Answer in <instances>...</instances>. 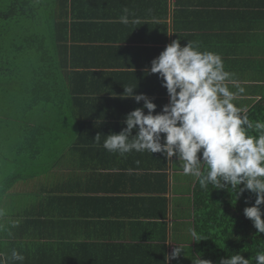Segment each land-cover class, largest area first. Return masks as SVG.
Masks as SVG:
<instances>
[{"label":"crops","instance_id":"crops-1","mask_svg":"<svg viewBox=\"0 0 264 264\" xmlns=\"http://www.w3.org/2000/svg\"><path fill=\"white\" fill-rule=\"evenodd\" d=\"M249 1L241 9L237 0H50L58 13L64 10L65 43L47 48L57 77L23 110L28 156L16 155L25 153L21 147L11 146L9 155L1 151V159L15 155V167H27L25 159L31 165L0 182V260L166 264L180 245L185 250L169 264L216 263L201 254L200 241H192L193 233L200 238L197 179L183 174L175 156H122L107 151L103 141L126 127V114L143 107L144 101L122 98L125 87L150 97L155 113L169 103L162 78L147 70L175 40L222 58L229 88L237 92L233 103L243 113L262 99L264 0ZM233 9L240 10L236 17ZM12 250L24 260L11 261Z\"/></svg>","mask_w":264,"mask_h":264},{"label":"clouds","instance_id":"clouds-1","mask_svg":"<svg viewBox=\"0 0 264 264\" xmlns=\"http://www.w3.org/2000/svg\"><path fill=\"white\" fill-rule=\"evenodd\" d=\"M121 22L128 23L126 14ZM147 72L162 78L169 103L155 113L157 105L150 97L136 94L135 87L124 86L122 98L144 101L143 107L126 114L122 121L126 127L119 133L104 135L103 147L122 156L133 151L162 153L167 160L175 156L183 174L196 178L202 189L208 185L213 189L230 186L240 194L245 190L255 193V203L245 207L244 215L252 220L257 234L264 233V122H252L233 103L237 92L229 88L230 74L225 71L222 58L200 51L191 41L182 47L175 40L151 61ZM236 87L239 93L245 91ZM94 139L100 143L101 134ZM193 237L192 241L201 240L195 233ZM182 250L185 249L179 245L166 255V264L178 258ZM10 260L22 262L24 256L12 250ZM205 262L212 264L201 258L194 264ZM0 264L6 262L0 260ZM219 264L252 262L237 252L221 258ZM255 264H264V251L256 253Z\"/></svg>","mask_w":264,"mask_h":264},{"label":"trees","instance_id":"trees-1","mask_svg":"<svg viewBox=\"0 0 264 264\" xmlns=\"http://www.w3.org/2000/svg\"><path fill=\"white\" fill-rule=\"evenodd\" d=\"M249 2L237 0L240 8L248 6ZM59 9L50 0H0L1 92L3 96L10 98L9 105L12 102L16 106L20 105L19 111L33 106L34 93L43 90L46 93L49 79L57 77L52 70L55 66L52 64L54 59L49 56L47 48H56L54 42L57 41L65 43L63 32L64 29L66 31L67 23L63 20L64 10L61 8L58 13ZM239 9H233L235 17ZM249 11L257 13L256 10ZM251 12H248L249 16ZM259 13L264 22V9L259 10ZM63 46L61 44V48ZM62 65L61 62L59 69ZM11 94L15 96L11 98ZM0 110L1 115L9 112L5 107L1 109V106ZM244 114L252 122H264V96ZM6 119L2 120L3 126L8 122H4ZM21 121L23 124L24 120ZM1 151L0 142V160ZM196 193V220L201 254L219 264L221 258L239 252L255 264L256 253L264 251V233L257 234L258 230L252 220L244 215V209L255 203L256 194L248 190L240 194L230 186L213 189L212 185H208L206 189H202L199 183ZM261 207L264 209V205Z\"/></svg>","mask_w":264,"mask_h":264},{"label":"rangeland","instance_id":"rangeland-1","mask_svg":"<svg viewBox=\"0 0 264 264\" xmlns=\"http://www.w3.org/2000/svg\"><path fill=\"white\" fill-rule=\"evenodd\" d=\"M0 79H2L1 76H0ZM1 82L2 81H0V83ZM14 96H15L14 94H11L10 97L12 98ZM4 97L5 96H3V93L1 92V85H0V106H1V109L5 107L6 109L9 110L7 115L3 114V113L1 115V110H0V115H1L0 116L1 150L5 151L6 155H9L10 153H12L11 146H12L13 150L14 149L17 150V147H18V150H20V149H21V151L25 150V149L22 150V148H23L22 141H23V138L25 137V132H24V130H22L23 124L21 121V120H23V116H22L23 114L21 113V112H23V109H21L19 111L20 105L18 104V106H16L14 104V102H12V104L9 105L8 101L10 98L8 96H6L5 98ZM12 101H13V99H12ZM5 115H6V117H5ZM8 117H9V119H8ZM5 118H7V119L4 122H7V121L8 122L5 126H3L2 120H4ZM18 124H20V125H18ZM19 147H21V148L19 149ZM16 155H18V156L27 155L28 156V153H26V150H25V153L24 152L16 153ZM12 158H15V155H13ZM12 158H7V159L2 158L0 160L1 161L0 162V182L4 181V179L7 177L8 178L13 177V174L17 173V171L15 170V168H17V167L24 168L22 174L24 173L25 170H30L29 168H27L28 165L29 166L31 165L30 160L25 159L23 162V165H26L27 167L22 166L21 163L17 167H15V160H13ZM11 160H13V161H11ZM19 161L21 162V159H19Z\"/></svg>","mask_w":264,"mask_h":264}]
</instances>
